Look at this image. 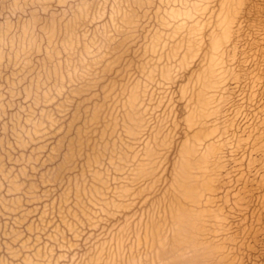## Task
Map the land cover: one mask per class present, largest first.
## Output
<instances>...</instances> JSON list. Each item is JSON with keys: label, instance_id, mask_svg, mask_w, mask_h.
I'll return each mask as SVG.
<instances>
[{"label": "rangeland", "instance_id": "374dc122", "mask_svg": "<svg viewBox=\"0 0 264 264\" xmlns=\"http://www.w3.org/2000/svg\"><path fill=\"white\" fill-rule=\"evenodd\" d=\"M0 264H264V0H0Z\"/></svg>", "mask_w": 264, "mask_h": 264}]
</instances>
